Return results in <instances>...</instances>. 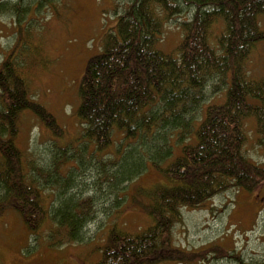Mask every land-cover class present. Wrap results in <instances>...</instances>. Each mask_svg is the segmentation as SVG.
<instances>
[{"label":"trees","instance_id":"16d2710c","mask_svg":"<svg viewBox=\"0 0 264 264\" xmlns=\"http://www.w3.org/2000/svg\"><path fill=\"white\" fill-rule=\"evenodd\" d=\"M24 4L0 2V15L12 13L20 26L30 12ZM124 6L99 54L87 62L77 109L80 138L74 149L59 147L46 165L26 161L27 153L17 143L25 112L33 113L54 138L64 137L56 117L27 86L22 57L28 40L3 58L0 222L12 210L32 240L43 238V233L52 248L81 245L104 193L122 206L127 185L152 168L163 182L138 189L144 202L132 195L150 224L136 233L110 228L93 264L188 263L196 258L175 247L173 239L182 209H197L228 190L250 193L264 182V168L246 155L248 120H255L264 143V79L251 77L247 66L264 43V0H130ZM171 22L179 23L182 39L174 52L166 53L160 43ZM218 24L222 32L215 35ZM211 83V91L224 89L225 98L204 108ZM81 158L100 165H85L87 172L100 176L85 192L87 197L76 191L78 176L72 168L64 180L59 178L60 168ZM106 183L110 185L103 186ZM59 185L62 188L54 192ZM102 187L108 190L102 192ZM50 191L54 200L48 207ZM48 221L52 226L44 231Z\"/></svg>","mask_w":264,"mask_h":264},{"label":"rangeland","instance_id":"374dc122","mask_svg":"<svg viewBox=\"0 0 264 264\" xmlns=\"http://www.w3.org/2000/svg\"><path fill=\"white\" fill-rule=\"evenodd\" d=\"M19 1H23V5L28 3L30 10L20 26L12 13L0 15V64L15 47H22L25 38L28 40L26 49L22 48L23 57L22 54L20 56L25 66L27 86L34 99L56 117L64 131L63 139L54 138L33 113L22 114L18 146L27 153L26 161L30 159L42 166L48 163L59 147L73 145L74 149L76 146L82 132L77 117L79 90L87 62L99 54L105 34L115 26L117 14L123 12L124 5L130 0H0L10 5ZM260 22L264 30V17L260 18ZM220 32L222 26H214L213 33L218 35ZM181 39L179 23L171 22L165 28L160 49L172 53ZM29 42L33 47H29ZM247 66L251 77L264 79V43L253 51ZM213 83L208 87L210 90L204 108L224 101L225 90L213 93L211 88L217 82ZM246 130V155L250 161L264 168V143L257 133L254 119L247 121ZM109 153H114V150ZM86 164L98 166L99 162L93 163L85 158L78 162L74 160L70 167L60 168L63 178L59 176L64 180L70 171L77 173L76 191L81 192L82 197L90 196L85 192L91 191L92 185L100 178L96 172H87L89 166L85 167ZM68 168L72 169L68 172ZM162 182L163 178L149 168L127 185V200L122 206L111 201L113 196L110 193L109 196L104 193L102 203L111 202L95 209L94 221L86 229V242L81 245L52 248L43 233V238L34 241L21 217L8 210L0 222V264H93L100 258L98 246L105 244L110 228L117 226L136 233L150 224V218L133 202L132 195L137 196L140 188L152 189ZM100 183L104 184L101 179ZM107 184L110 185L106 183L103 186ZM60 187L52 190L57 192ZM86 187L89 189L85 190ZM104 190L108 189L102 187V192ZM46 197L49 207L54 200L53 192L47 193ZM137 198L143 201V198ZM181 214L173 228L174 245L196 259L188 263L164 264L264 262V182L250 193L228 190L197 209H182ZM51 226L50 221L46 222L44 231ZM199 252L207 258L193 254Z\"/></svg>","mask_w":264,"mask_h":264}]
</instances>
